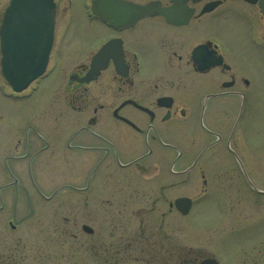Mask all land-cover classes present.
I'll list each match as a JSON object with an SVG mask.
<instances>
[{"label": "flooded vegetation", "instance_id": "af4514ba", "mask_svg": "<svg viewBox=\"0 0 264 264\" xmlns=\"http://www.w3.org/2000/svg\"><path fill=\"white\" fill-rule=\"evenodd\" d=\"M53 3L45 74L19 95L0 77L27 106L0 134V264H177L178 199L264 198L239 154L246 116L264 133V0Z\"/></svg>", "mask_w": 264, "mask_h": 264}, {"label": "rangeland", "instance_id": "374dc122", "mask_svg": "<svg viewBox=\"0 0 264 264\" xmlns=\"http://www.w3.org/2000/svg\"><path fill=\"white\" fill-rule=\"evenodd\" d=\"M8 2L9 0H0V16ZM7 95L8 89L0 79V134L7 133L13 124L22 123L27 109L26 104L9 100ZM263 100L264 89L256 95L257 104L263 105ZM259 113L246 116L241 121V125L245 126L247 135L253 142V148L260 151H256L255 154L264 169V133L260 131L263 114ZM194 143L195 146L191 151L196 155L202 149V142L197 138ZM239 154L242 156V167L247 177L254 181L257 176L259 185L264 186V172L256 174L258 160L253 153L248 152L246 143L240 144ZM195 183L197 184V180ZM197 186L202 188L199 184ZM223 193L222 196H218L209 192L202 196L203 204L192 210L187 217L181 216L178 212L173 213L177 264L191 261L198 264L204 259H214L218 264H264V198L253 196L240 182L239 207L233 209L232 203L236 200L232 189ZM199 195L200 190L199 192L197 190V193H188L187 190L177 188L175 191L176 197L194 198ZM65 201H74V199L66 197ZM79 213L85 214L82 211ZM161 213L166 214V211L157 212L153 218H160ZM105 214L104 211L95 212V222L89 225L94 231L102 226V222L106 219ZM80 223L88 225L84 215ZM164 231H167V226ZM84 239L80 237V242L82 243ZM79 264H89L86 254L82 252Z\"/></svg>", "mask_w": 264, "mask_h": 264}, {"label": "water", "instance_id": "95a60500", "mask_svg": "<svg viewBox=\"0 0 264 264\" xmlns=\"http://www.w3.org/2000/svg\"><path fill=\"white\" fill-rule=\"evenodd\" d=\"M54 5L52 0H10L0 27V72L15 93L24 91L41 77L52 45ZM38 49L39 55L33 53ZM21 65L27 72L21 73ZM175 207L186 215L190 201L178 199ZM200 264H217L204 260Z\"/></svg>", "mask_w": 264, "mask_h": 264}, {"label": "snow or ice", "instance_id": "6c2138e0", "mask_svg": "<svg viewBox=\"0 0 264 264\" xmlns=\"http://www.w3.org/2000/svg\"><path fill=\"white\" fill-rule=\"evenodd\" d=\"M33 55H34V56H38V55H39V51H38V49H37L36 52L33 53ZM20 71H21V73H26V72H27V66H26V65H21V67H20Z\"/></svg>", "mask_w": 264, "mask_h": 264}]
</instances>
